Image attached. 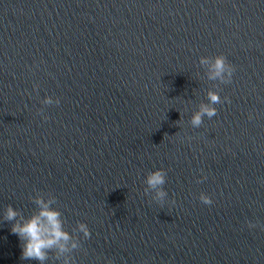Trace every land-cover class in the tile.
<instances>
[{
	"label": "water",
	"instance_id": "1",
	"mask_svg": "<svg viewBox=\"0 0 264 264\" xmlns=\"http://www.w3.org/2000/svg\"><path fill=\"white\" fill-rule=\"evenodd\" d=\"M209 89L231 102L193 128ZM37 193L88 227L75 264H264V0H0V264H37L3 220Z\"/></svg>",
	"mask_w": 264,
	"mask_h": 264
},
{
	"label": "clouds",
	"instance_id": "2",
	"mask_svg": "<svg viewBox=\"0 0 264 264\" xmlns=\"http://www.w3.org/2000/svg\"><path fill=\"white\" fill-rule=\"evenodd\" d=\"M199 65L204 69L207 80L217 81L219 84H229L235 71V68L223 55L201 56ZM37 87V85H33L34 90ZM213 87H218V85ZM206 98L207 103L201 102L190 117V124L193 128L201 127L204 117L211 119L217 115L214 105L231 102L228 97H224L222 101L218 91L211 89L207 91ZM41 103L58 105L60 101L58 98L53 99L50 96H45ZM41 112L42 110H39L37 114L39 115ZM43 118L47 119L46 116ZM166 175V170L161 168L149 171L144 179L145 195L151 194L152 201L159 204H163L168 195L163 187L166 183ZM204 179L206 177L202 176L197 180V183ZM199 199L205 205L213 203L212 199L204 193H200ZM29 200L35 205V209L27 217L10 204L5 207L3 212V220L11 222L10 232L17 235L20 241V258L35 261L37 264H46L50 259L60 261V264H75L71 254L80 248L79 238L75 233L82 234L84 239L89 238L90 232L86 224L77 222L70 234L64 228L65 222L62 213L58 208L53 207L57 202L53 195L49 193L45 197L37 193L35 196H30ZM247 226L254 228L257 225L247 222ZM108 264H112V262L108 261Z\"/></svg>",
	"mask_w": 264,
	"mask_h": 264
}]
</instances>
